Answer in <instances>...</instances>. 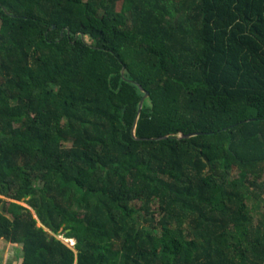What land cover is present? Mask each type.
I'll return each instance as SVG.
<instances>
[{"label": "trees", "instance_id": "1", "mask_svg": "<svg viewBox=\"0 0 264 264\" xmlns=\"http://www.w3.org/2000/svg\"><path fill=\"white\" fill-rule=\"evenodd\" d=\"M251 199L264 0H0V236L20 264H264Z\"/></svg>", "mask_w": 264, "mask_h": 264}, {"label": "crops", "instance_id": "2", "mask_svg": "<svg viewBox=\"0 0 264 264\" xmlns=\"http://www.w3.org/2000/svg\"><path fill=\"white\" fill-rule=\"evenodd\" d=\"M22 246L0 236V264H20Z\"/></svg>", "mask_w": 264, "mask_h": 264}, {"label": "rangeland", "instance_id": "3", "mask_svg": "<svg viewBox=\"0 0 264 264\" xmlns=\"http://www.w3.org/2000/svg\"><path fill=\"white\" fill-rule=\"evenodd\" d=\"M250 207L252 209L253 214L257 218H261L264 215V201L261 199H251L249 201ZM60 238L64 239L67 243L74 246L76 244V239L66 238L63 234L59 235ZM21 262V259H19Z\"/></svg>", "mask_w": 264, "mask_h": 264}, {"label": "water", "instance_id": "4", "mask_svg": "<svg viewBox=\"0 0 264 264\" xmlns=\"http://www.w3.org/2000/svg\"><path fill=\"white\" fill-rule=\"evenodd\" d=\"M148 96H149V92L146 91V92H145V95L142 97V99H141V101H140V104H139V110H140V111H141V109H142V107H143V104H144L145 99H146ZM137 118H138V116H137ZM136 120H137V119H136ZM135 127H136V121H135V123H134V127H133V130H132L134 136H135ZM203 134H204V133H193V134H188V135L181 134V135H180V138H186V139H189V138H193V137H196V136H199V135H203ZM165 138H167V137H165ZM76 242H77V240H76Z\"/></svg>", "mask_w": 264, "mask_h": 264}]
</instances>
